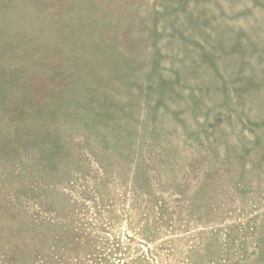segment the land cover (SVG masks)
<instances>
[{
  "label": "rangeland",
  "instance_id": "1",
  "mask_svg": "<svg viewBox=\"0 0 264 264\" xmlns=\"http://www.w3.org/2000/svg\"><path fill=\"white\" fill-rule=\"evenodd\" d=\"M22 244L264 264V0H0V264Z\"/></svg>",
  "mask_w": 264,
  "mask_h": 264
},
{
  "label": "trees",
  "instance_id": "2",
  "mask_svg": "<svg viewBox=\"0 0 264 264\" xmlns=\"http://www.w3.org/2000/svg\"><path fill=\"white\" fill-rule=\"evenodd\" d=\"M150 180L151 179L148 177L146 172V177L144 178V182L146 183V185L149 184ZM20 247H21V257L19 258V264H49L47 258H43L39 256L35 245L22 244ZM11 262H15V261H11Z\"/></svg>",
  "mask_w": 264,
  "mask_h": 264
}]
</instances>
